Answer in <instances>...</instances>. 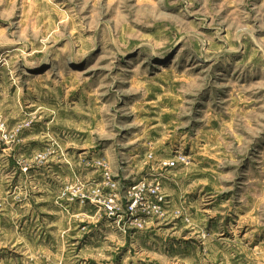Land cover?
Masks as SVG:
<instances>
[{
	"label": "rangeland",
	"instance_id": "374dc122",
	"mask_svg": "<svg viewBox=\"0 0 264 264\" xmlns=\"http://www.w3.org/2000/svg\"><path fill=\"white\" fill-rule=\"evenodd\" d=\"M0 264H264V0H0Z\"/></svg>",
	"mask_w": 264,
	"mask_h": 264
}]
</instances>
